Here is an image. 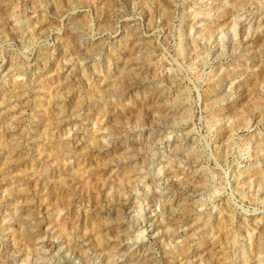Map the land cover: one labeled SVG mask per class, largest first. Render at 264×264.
I'll return each instance as SVG.
<instances>
[{
  "label": "rangeland",
  "instance_id": "374dc122",
  "mask_svg": "<svg viewBox=\"0 0 264 264\" xmlns=\"http://www.w3.org/2000/svg\"><path fill=\"white\" fill-rule=\"evenodd\" d=\"M0 264H264V0H0Z\"/></svg>",
  "mask_w": 264,
  "mask_h": 264
}]
</instances>
